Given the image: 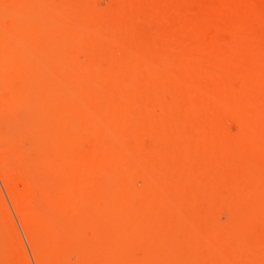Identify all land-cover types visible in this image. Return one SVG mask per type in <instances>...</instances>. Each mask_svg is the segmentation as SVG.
Instances as JSON below:
<instances>
[{
    "label": "rangeland",
    "instance_id": "1",
    "mask_svg": "<svg viewBox=\"0 0 264 264\" xmlns=\"http://www.w3.org/2000/svg\"><path fill=\"white\" fill-rule=\"evenodd\" d=\"M0 133L46 264H264V0H0Z\"/></svg>",
    "mask_w": 264,
    "mask_h": 264
},
{
    "label": "bare ground",
    "instance_id": "2",
    "mask_svg": "<svg viewBox=\"0 0 264 264\" xmlns=\"http://www.w3.org/2000/svg\"><path fill=\"white\" fill-rule=\"evenodd\" d=\"M7 62V61H6ZM20 75V74H19ZM3 101V100H2ZM1 101V102H2ZM4 103V102H3ZM17 111H19V109L17 110ZM14 114V113H13ZM12 114V115H13ZM17 116V115H16ZM27 120V119H26ZM15 125V124H14ZM18 126V124L15 126V127H17ZM21 130V129H20ZM27 130V129H26ZM43 130H45V128L43 129ZM47 130V129H46ZM41 131V130H40ZM43 132V131H42ZM41 132V133H42ZM44 132H46V131H44ZM20 134V133H19ZM5 137L7 136V134H5L4 135ZM18 136V135H17ZM16 136V137H17ZM20 136H21V134H20ZM25 136V135H24ZM41 136H42V134H41ZM2 137H3V135H2ZM11 137H13L14 138V136H9L8 137V139L10 138L11 139ZM0 138H1V133H0ZM47 138V137H46ZM9 139V140H10ZM22 139V142H23V139H24V137H22L21 138ZM43 139V138H42ZM41 139V140H42ZM6 140H7V138H6ZM8 140V141H9ZM30 140H31V138H30ZM48 140V139H47ZM1 141V145H2V142L4 141V138L3 139H1L0 140ZM14 140L12 139V141L11 142H13ZM19 141V138H18V140L16 141L15 140V142L17 143ZM6 142V141H5ZM11 142H8V143H11ZM48 142V141H47ZM15 143V144H16ZM19 143V142H18ZM17 143V145H19ZM20 143H21V141H20ZM48 144H49V142H48ZM48 144H45L44 143V150H46L47 151V149L48 148H51V144L49 145L50 147H48L47 149L45 148L46 147V145H48ZM5 145V144H4ZM11 145H12V143H11ZM10 144H8V146H11ZM17 145H15V147H14V151H16V149H17V147H19V146H17ZM21 145V144H20ZM40 145V144H39ZM42 145V144H41ZM41 145H40V148L42 149L43 148V145H42V147H41ZM5 146H7V144L5 145ZM17 146V147H16ZM4 147V146H3ZM3 147H1L0 146V176H1V180L3 179V181L2 182H4V187H6V190H7V192H8V196H10V198H11V200H12V204H13V207H14V210L16 211V214H17V216H18V218H19V220H20V222L22 223V225H23V229L25 230V232H26V234H27V237H28V241H29V244H30V247H31V250H32V252H33V255H34V257H35V259H36V262H37V264H46V261L44 260V259H50V258H43L45 255L43 254L42 255V252H41V245H40V243H41V241H39L38 239H39V237H38V234L37 233H35L36 232V230H35V228H34V225L32 224V222L30 221V217L31 216H33V215H30L31 213H30V211H32V212H34L35 211V209H40V208H36L37 207V205H36V207H35V205H33L34 206V211L33 210H31V202H29V201H31V195H34V193H28V191H29V189H27V191H26V195L25 196H22V195H24V194H18V193H16V188L14 189V187H16V183H14L15 181H16V179L14 180V177H16V176H13V175H11L13 172H16L15 170H13V171H9L10 169L8 168V167H11V166H8L9 164H7V162H8V159H7V162L4 160V159H6V154H4L3 153V151H2V149H4V151H6L5 149H7L6 147L5 148H3ZM13 147V146H12ZM22 147V146H21ZM20 147V148H21ZM16 148V149H15ZM28 148V147H27ZM29 149V148H28ZM37 149V148H36ZM8 150V149H7ZM9 150H10V148H9ZM8 150V151H9ZM19 150V148L17 149V151ZM37 150H39V149H37ZM11 151V150H10ZM12 151H13V148H12ZM20 151V150H19ZM32 151V150H31ZM30 151V152H31ZM42 151H43V149H42ZM7 152V151H6ZM40 152V151H39ZM45 152V151H44ZM43 152V153H44ZM9 154H10V152H8ZM26 153V152H25ZM6 155L5 157H3L4 155ZM12 154H14L13 152H12ZM28 154V153H27ZM37 154V153H36ZM31 155V154H30ZM15 156V155H14ZM18 156H19V154H18ZM37 155H35L34 157H36ZM20 157V156H19ZM33 157V156H32ZM45 157V156H44ZM18 160L19 161H21L20 160V158H18ZM42 160V159H41ZM43 162V161H42ZM11 163H13V162H10V164ZM23 163V162H22ZM47 164V163H46ZM22 165V164H21ZM15 168H17L18 166L20 167V165H16L15 164ZM29 166V165H28ZM36 166V165H35ZM32 166H31V164H30V168H31ZM12 168H14L13 166L11 167V169ZM21 168V167H20ZM36 168V167H35ZM22 169H23V167H22ZM42 170H43V168H41ZM19 170H21V169H19ZM26 170V169H25ZM24 170V171H25ZM27 170H29V169H27ZM32 171V170H31ZM10 172H12V173H10ZM20 172H22V171H20ZM20 172H18V173H20ZM27 172V171H26ZM39 172V171H38ZM32 173V172H31ZM30 173V175H33V174H35V173H32L31 174ZM41 173V176H39V177H42L43 178V176H42V172H40ZM39 173V174H40ZM14 174H16V173H14ZM21 174V173H20ZM18 175V178L17 179H19L20 178V176H23L22 174L21 175ZM24 174V173H23ZM29 175V176H30ZM43 175L45 176V174L43 173ZM28 176V177H29ZM34 176V175H33ZM33 176H31V177H29V178H26L27 177V175L26 174H24V177H22V179L24 178L25 179V181L28 179L29 181L31 180L32 181V179H33V184L30 182V184L31 185H34L35 184V181H39L38 179L36 180V178H34ZM36 176V175H35ZM48 176H50L49 174L47 175V177ZM33 177V178H32ZM46 178V177H45ZM41 179V178H40ZM44 179V178H43ZM42 179V180H43ZM48 180V179H47ZM18 181V180H17ZM19 181H23V180H21V178H20V180ZM50 181V180H49ZM27 183H28V181H26ZM36 182V183H37ZM23 184H24V182H22ZM39 184H38V186L40 185V181L38 182ZM47 183H50V182H47ZM47 183H44L43 182V184H45V186H43V187H45V188H48L49 187V185H47ZM26 184V183H25ZM29 184V183H28ZM27 184V185H28ZM28 185V188H32L31 190H35V188H33V186H31V185ZM42 184V183H41ZM15 185V186H14ZM48 187H47V186ZM30 186V187H29ZM35 186H36V184H35ZM34 186V187H35ZM42 186V185H41ZM27 187V186H26ZM45 188H42L43 190L45 189ZM50 189H51V187H49ZM48 188V190H46L45 192L47 193V196L49 195V194H51V193H49V192H47V191H50L51 192V190ZM41 189V190H42ZM33 190V191H34ZM37 191V190H36ZM39 191V190H38ZM45 193V194H46ZM49 193V194H48ZM31 194V195H30ZM44 194V195H45ZM30 196V197H28V196ZM36 195V194H35ZM35 195H34V197H35ZM40 195V194H39ZM39 195L37 196V198L39 197ZM52 195V194H51ZM40 196H42V195H40ZM46 196V195H45ZM26 197H28V198H30V199H27ZM26 198V199H25ZM33 198V197H32ZM47 198V197H46ZM45 198V199H46ZM47 199H49V198H47ZM27 200H28V202L29 203H25V201L27 202ZM33 200H34V202H36L35 201V199L33 198ZM32 200V201H33ZM43 200V199H42ZM51 200V199H50ZM40 201H41V199H40ZM47 201V200H46ZM49 201V200H48ZM33 202V203H34ZM29 206H28V205ZM35 204V203H34ZM28 206V207H27ZM33 206H32V208H33ZM30 207V208H29ZM28 208L30 209V210H28ZM44 209V208H43ZM38 211L36 210L35 211V215H36V213H37ZM42 212H44V214L46 213L45 212V210H43ZM33 214V213H32ZM39 214V213H38ZM37 214V215H38ZM43 214V215H44ZM0 215H1V213H0ZM46 216V215H45ZM34 217V216H33ZM4 218V217H3ZM4 222V221H3ZM5 223V222H4ZM34 223V222H33ZM2 225V224H1ZM41 228V227H40ZM45 230H46V228H45ZM44 232V231H43ZM40 233H41V231H40ZM40 235V234H39ZM42 235V234H41ZM38 237V238H37ZM40 242V243H39ZM43 248V247H42ZM43 250V249H42ZM48 255V254H47ZM46 255V256H47ZM48 262H49V260H48ZM47 262V263H48ZM52 264V263H51Z\"/></svg>",
    "mask_w": 264,
    "mask_h": 264
}]
</instances>
